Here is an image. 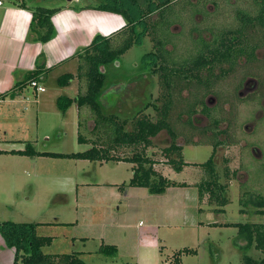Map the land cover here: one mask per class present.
<instances>
[{"label":"rangeland","instance_id":"rangeland-1","mask_svg":"<svg viewBox=\"0 0 264 264\" xmlns=\"http://www.w3.org/2000/svg\"><path fill=\"white\" fill-rule=\"evenodd\" d=\"M99 1L80 0L78 4L95 5ZM47 2L66 4L69 0ZM214 2V13L207 17L208 22L213 23L207 30L213 37L236 25V9L253 6V0ZM155 19L156 14L150 16V20ZM184 24L190 26V22L184 21ZM198 27L206 25L202 22ZM177 28L174 25L171 31L176 32ZM149 36L145 35L141 43L133 44L117 60L102 66L105 84L100 101L104 110L124 120L126 129H129L131 118L140 111L153 119L157 117L153 105L160 104L157 97L161 94V86L157 75L149 72L148 57L143 56L152 50ZM176 39H180L179 42ZM171 41L170 44L180 45L181 37H172ZM175 46L173 50L177 51ZM260 53V60H264V47ZM75 69L76 60L69 59L43 79V92L29 88L16 96L8 113L0 109V150L4 151H0V221L37 222V234L52 238L48 245L41 247L43 252H75L86 264H170L173 254L184 248L195 252H181L179 264H244L248 256L260 258L262 254L253 243L248 244L246 236H242L236 226L225 225L264 222V214L255 213L259 206L252 201L245 206L239 203L241 195L247 196L249 191L264 195V104L261 100L256 104L253 79L240 96L228 94L224 99L226 94L222 92L243 82L245 69L239 66L236 72L216 82V94L208 100L214 107L212 114L222 117L219 127L226 128L233 139L214 150L219 180L227 185L228 202L222 207L207 202L206 194L201 202L197 196L196 183L202 175L200 165L210 156L212 146L204 142L183 144V137H179L186 165L177 172L167 165L161 151L170 142L164 130L153 138L145 153L153 158L157 171L186 185L173 186L162 195L150 194L144 187H131L126 197L118 189L132 174L130 162L9 152L24 149L26 143L38 151L64 153L83 151L91 146L95 135L86 129H80V133L89 141L77 139V122L85 117L87 109L78 110L71 104L61 111L56 104L58 96H76V79L67 85L57 84L58 76ZM250 69L264 86V61L263 64L254 62ZM216 96L219 101H229L230 106H222ZM184 103L182 98L179 104L185 107ZM172 117L176 115L173 113ZM178 117L179 124L185 120L183 114ZM210 122L199 111L192 121L197 128ZM84 123L89 130L91 121L84 120ZM220 137L225 138V134ZM111 153L131 155L125 147ZM224 159L228 160L229 170L235 171L233 175H224ZM214 207L219 210H213ZM102 243L114 245L116 253L100 252ZM13 257L14 249L7 246L0 235V264H13Z\"/></svg>","mask_w":264,"mask_h":264},{"label":"trees","instance_id":"trees-1","mask_svg":"<svg viewBox=\"0 0 264 264\" xmlns=\"http://www.w3.org/2000/svg\"><path fill=\"white\" fill-rule=\"evenodd\" d=\"M188 4H190L188 0H100L95 5H86L102 12L118 14L124 20L123 25L118 29L108 35L97 32L88 44L76 49L72 56L76 60L75 71L63 73L57 78V84L59 85H67L73 79H76L78 87L76 96H58L56 104L61 111L66 110L71 104H75L78 110L86 108L87 114H84V118L80 117L77 122V139L86 142L88 140L80 133V129H86L88 132L93 133L95 139L90 141L91 146L89 148L71 153L38 151L30 143H26L24 149H11L9 152L26 156H50L100 162H130L132 174L129 180L122 183L118 189L124 191L130 186L144 187L150 194H162L170 186L185 185V183L172 181L157 171L154 168L155 161L145 153V150L152 145L153 138L164 130L170 137V142L161 151L166 157L167 165L177 172L181 171L186 165L183 160L182 144L178 140L179 137H183V144L204 142L212 146L210 156L200 165L202 175L200 181L196 183L197 196L199 202H201L206 194L207 202H213L219 207L224 206L228 202L225 195L227 185L219 180V173L214 161V150L217 146L231 142L233 139L226 128L219 127L222 117L213 115L212 109L209 110L206 106L202 108L201 112L211 122L206 126L197 128L192 123V115L196 112L195 109L190 108V106L177 107L178 101L182 98L178 97L179 95L175 96V93L171 95L172 90L176 89L178 91L180 87V81L176 76L184 73L185 70H179L169 57V61L166 58L167 51L164 46L168 38L165 35L168 32V25L172 22L170 15L177 14L174 7ZM20 5L26 6L24 3H20ZM28 9L31 12V20L27 39L33 42H46L51 39L54 34L51 16L61 7L49 8L42 5H30ZM259 12L260 14L255 18L249 17L247 20L243 19L242 21L245 23L256 19L255 21L260 25L264 39V1ZM153 14H156L157 19L150 20V16ZM156 33H160V35L157 36ZM233 33L236 40L243 37L242 28L223 30L215 37L219 44L212 52L217 61L226 60L231 56L230 44L234 45V43L230 37ZM145 34L151 35L156 48L155 51L147 52L143 56L151 59V67L149 68L159 76L161 94L157 99L160 100V104L154 107L157 114L156 119L140 111L131 118L129 129H126L124 120L118 115L104 110V104L100 101L101 95L104 94L103 86L105 84V72L102 66L117 60L133 44L141 43ZM238 48L235 49V54H238V52L253 54V50L245 51L243 47ZM252 48L254 49V47ZM43 58V54L40 53L34 70L28 72L21 81L13 86L11 91L0 93V98L17 95L21 90L27 88L31 80L40 82L49 70V68L44 67ZM203 61L204 57L191 60L196 68ZM165 91H169L168 94ZM173 113L177 119L172 117ZM182 114L185 115V120L179 124L177 121L180 117L178 116ZM84 120L91 121L89 130ZM178 124L180 126L176 127ZM222 134H225V138L220 137ZM124 147L129 149L131 155L117 156L111 153ZM224 162V175H233L235 171L229 170L228 160L224 159ZM249 201L260 207L255 209V213L264 214V195L249 191L247 196L243 193L239 199L242 206H245ZM213 210L217 211L219 209L214 207ZM240 211L244 210L240 209ZM38 225L37 222L0 221V235L4 243L14 249L13 264H86L75 252H43L41 247L48 245L52 238L37 234ZM225 225L236 226L238 232L242 236H246L248 244L253 243L254 248L262 254L258 259L250 256L246 257L244 264H264V222L226 223ZM99 251L115 254L117 249L114 245L102 243ZM189 251L195 252L193 249L184 248L174 253V259L170 264H179L181 252Z\"/></svg>","mask_w":264,"mask_h":264},{"label":"flooded vegetation","instance_id":"flooded-vegetation-1","mask_svg":"<svg viewBox=\"0 0 264 264\" xmlns=\"http://www.w3.org/2000/svg\"><path fill=\"white\" fill-rule=\"evenodd\" d=\"M188 1L190 4L186 6L174 7V9L177 10V14L174 16L170 15V19L172 22L168 25V32L165 35L168 38V41L164 46L167 51L166 58L168 59L169 57V59L175 63V67H177L179 70H185L184 73H180L176 76V78L180 81V87L178 91L176 89L172 90L171 95L173 93H175V96L179 95L178 97L185 100V106H190V108L195 109L196 112H194L192 115L193 120L194 114L197 115L198 111L201 112L204 106H206L209 110L214 108L212 105L208 104V100H210V96L213 95L214 97V95L216 94V82H219L221 78L229 76L231 73L236 72L237 68L240 66L242 67V69H245L243 71V75H246V79H244L243 82H238L232 89H228L227 92L222 91L224 92V94H226L223 98L226 99V97H228V94L231 97H233L234 94L239 95L242 89L248 87L250 79H253L254 89L252 91L253 93H256V98H258L256 99V104H259L260 100V103L264 104V86L262 80H260L257 77L258 75L252 72L250 69V65H252L254 62H261L263 64L264 61L262 59L260 60L259 57L261 55L260 51L264 47V39L261 27L257 23V21H255L256 19L245 23L242 21L243 19L247 20V18L249 17L255 18L258 14H260L259 10L262 8L264 0H253V6H251V8L249 9H236V11L234 12V16H236L234 17V19H236L237 21L236 25L230 26L227 29L242 28L243 37H241V39L239 40H236V38H234V33L231 34L232 37L230 38L235 46L230 44L232 49L231 56L228 59H224L222 61H217L215 59L212 50L217 47L219 43L215 40V37H213L212 34L207 31L208 28L213 26L212 22H208L207 17L209 18V16L214 13L213 10L214 7H216L214 0ZM184 21L187 24L190 22V26L185 25ZM202 22L205 23V28L198 27V24ZM174 25L178 26V31L176 32L171 31V27ZM185 26L187 27L184 28ZM205 32L209 33V35L206 36ZM155 35L159 36L160 33H156ZM179 36L181 37L180 45L175 46V44L173 43L170 44L172 37L178 38ZM149 38L152 40L151 36H149ZM179 40L180 39H176L177 42H179ZM152 42V50L150 51H155L156 48L154 46V41L152 40ZM174 46L176 47L177 51L173 50ZM238 47H243L245 51L253 50V54H243L239 52L238 54H235L234 51ZM252 47H254V49ZM201 57H204V61L199 65L197 64L198 67L196 68V65H193L191 60L201 59ZM150 61L151 59H149V63ZM149 70L151 75L155 74L159 78L158 74L153 73L151 68H149ZM168 92L169 91H165L166 94H168ZM247 100L253 102L252 99ZM180 101L182 102V99L178 102ZM242 101H244V99H242ZM219 102L220 104L222 103V106H224L225 108H228L227 104L230 106L229 101L221 100ZM156 105L158 106L159 104ZM153 106L155 107V104ZM177 107L184 108V106H180V104H177ZM253 150L254 149H252V151Z\"/></svg>","mask_w":264,"mask_h":264},{"label":"crops","instance_id":"crops-1","mask_svg":"<svg viewBox=\"0 0 264 264\" xmlns=\"http://www.w3.org/2000/svg\"><path fill=\"white\" fill-rule=\"evenodd\" d=\"M0 1V93L11 91L28 72L34 70L40 53L44 56L42 60L44 67L49 68L44 75L45 78L52 69L63 67L69 59H72L75 50L88 44L95 33L106 35L102 28L109 29L111 33L124 23L120 15L92 9L86 4L80 5L78 4L80 0H69L66 4L46 3L49 0ZM19 2L26 6H21ZM32 4L49 8L61 7L51 16L54 34L46 42H33L27 39L31 20L28 6ZM28 89L27 86L25 90ZM23 92L24 90H21L17 95ZM17 95L0 98V109L8 113ZM130 188L131 186L123 191L126 197ZM171 188L173 186L168 187L162 194H166Z\"/></svg>","mask_w":264,"mask_h":264},{"label":"built area","instance_id":"built-area-1","mask_svg":"<svg viewBox=\"0 0 264 264\" xmlns=\"http://www.w3.org/2000/svg\"><path fill=\"white\" fill-rule=\"evenodd\" d=\"M0 4H1V1H0ZM28 87L33 89L36 92H43L45 90L44 86L36 80H31L28 84Z\"/></svg>","mask_w":264,"mask_h":264},{"label":"bare ground","instance_id":"bare-ground-1","mask_svg":"<svg viewBox=\"0 0 264 264\" xmlns=\"http://www.w3.org/2000/svg\"><path fill=\"white\" fill-rule=\"evenodd\" d=\"M110 16V15H109ZM105 19V18H104ZM111 19V18H110ZM106 21V20H105ZM106 22H108V20L106 21ZM115 23V22H114ZM109 24V23H108ZM118 26H120V25H118ZM117 26V27H118ZM119 28V27H118ZM96 29V28H95ZM112 30V29H111ZM102 31L104 32V33H106L107 35L110 33V31H109V29H107V28H102Z\"/></svg>","mask_w":264,"mask_h":264}]
</instances>
